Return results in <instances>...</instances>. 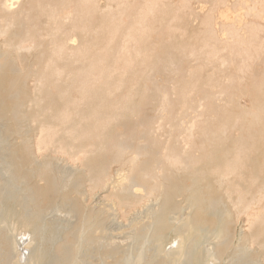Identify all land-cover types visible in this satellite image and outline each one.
<instances>
[{"label":"bare ground","instance_id":"bare-ground-1","mask_svg":"<svg viewBox=\"0 0 264 264\" xmlns=\"http://www.w3.org/2000/svg\"><path fill=\"white\" fill-rule=\"evenodd\" d=\"M241 7L246 15L260 17L264 0H242ZM214 9L227 35L221 41H240L247 29L254 32L239 16L230 21L220 5ZM98 12L97 0H0V264H219L229 244L232 213L214 185L234 183L235 205L241 207L244 194L264 174V164L240 145L230 147L227 117L216 130L215 117L185 121L186 111L173 112V100L193 103L192 111L204 104L194 100L192 90L157 100L158 119L170 129L175 123L184 132L181 139L169 131L161 140L153 124L140 119L147 96L143 87L116 102L111 91L124 73H106L109 61L128 66L149 59L175 74L178 42L149 57L140 50L109 54L103 51L101 14L96 27L89 28ZM111 14L106 13L110 22ZM71 33L78 34L80 44H68ZM227 66L219 62L218 71ZM29 77L35 79L31 91L24 85ZM205 93L206 99L222 101L223 94ZM127 119L130 129L116 132ZM34 124L39 135L33 141ZM61 158H75L77 165L62 168ZM111 163L125 173L107 191L106 205L86 207L83 197L108 187ZM248 173L255 180L245 179ZM182 195L184 207L177 203ZM55 196L60 202L53 201ZM146 200L155 204L144 207ZM143 207L144 217L130 220L129 231L117 242L108 219L117 211L127 221ZM8 220L23 233L12 231ZM248 225L250 232L239 235L240 245L226 264H259L246 243L254 242L264 255V210ZM172 228L173 246L165 250L163 238ZM210 241L209 248L205 243Z\"/></svg>","mask_w":264,"mask_h":264},{"label":"rangeland","instance_id":"rangeland-1","mask_svg":"<svg viewBox=\"0 0 264 264\" xmlns=\"http://www.w3.org/2000/svg\"><path fill=\"white\" fill-rule=\"evenodd\" d=\"M241 3L242 0H97L99 12L96 13L97 16L95 13V15L93 14L89 28L96 27L97 19L101 14L100 20L104 27L103 51H108L109 54H118L123 51L125 52L123 55L127 56L128 53L132 54L140 50L142 55L149 57L156 52L160 53L165 44L178 42L179 68L175 74L165 71L161 65H155L149 59L143 63L133 61L128 66H124L121 62L114 64L113 61H109L103 69L112 76L124 73L120 79L114 82L111 91L116 102L122 101L128 92H134L142 87L147 91V96L142 101L139 117L145 125L153 124L155 136L165 140L169 131L174 138L181 139L184 136L183 130H179L174 125L175 123L170 129L168 123L158 119L156 109L160 96L172 93L179 96L183 90H192L194 100L202 99L204 104L200 107L196 106V109L192 111L190 107L193 103L173 100L171 103L173 112L186 111L182 115V119L185 121L199 118L206 120L215 117L218 120L217 125H213L216 130L220 129L221 121L227 117L231 123L229 128L230 147L236 148L240 145L248 155H259L264 164V13L260 17L246 15ZM218 5H220L221 12H227L230 21L239 16L250 25L254 32L247 29V38L240 41L236 39H233V42L229 40L228 43L221 41L227 35L226 32H222V28L219 26L220 19L214 12V7ZM16 7L15 4L13 9ZM108 12L112 13L110 16L112 22L108 21L106 16ZM208 16H210L208 20L211 23L209 29L205 27ZM131 26V35L129 36L127 32ZM1 44L2 40H0ZM68 44L75 46L80 44L78 34L71 33ZM223 60L228 65L227 69L224 72L218 71V63ZM26 62L33 64V60L30 58H27ZM30 78H27L24 83L28 91H31L35 84V79ZM205 90L223 94L222 101L215 103L211 98L206 99ZM76 97L81 98L79 94L75 93L74 98ZM34 125L30 134L33 141L38 138L37 134L39 135V127L37 124ZM198 126L201 129L203 125ZM128 129H130L129 119L115 128L118 133H124ZM199 143L200 141H197L196 145L200 146ZM73 160L72 158H61L58 164L62 168H68L76 164L75 158ZM115 164H110L111 179L108 187L99 190L94 195L83 197V205L92 208L95 202L102 206L107 204L104 201V197L108 195L107 191L119 180L121 176L118 175L125 173L119 164ZM246 176L245 179L255 180V177L250 173ZM260 177L250 193L244 194L245 199L241 207L235 205L237 188L234 183L222 187L218 183L214 185V191L227 198L226 203L232 213V220L229 224V244L223 251L219 264H226L232 260L233 252L240 245L239 235L241 233L248 234L250 232L249 222L257 213L264 210V174ZM53 201L60 202V197L55 196ZM177 203L180 207H184L186 196L178 197ZM154 204V201L146 200L144 207ZM144 207L139 209L140 211H136L135 214L128 215L127 221H123L120 218L121 213L117 211L108 219L107 228L117 237V242L122 241V235L129 231L127 225L132 219L144 217V209H146ZM56 214L51 216L54 217L53 215ZM177 215L179 213L174 215V218ZM7 224L12 231L23 233L22 228L17 226L14 221L8 220ZM173 233L174 228L169 229L164 235L162 246L165 250L173 246L170 245L174 242ZM14 236L16 238V235ZM212 242L205 244L210 248L209 244ZM246 245L254 257L258 258L259 264H264V255L259 246L252 241Z\"/></svg>","mask_w":264,"mask_h":264}]
</instances>
